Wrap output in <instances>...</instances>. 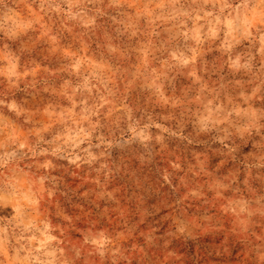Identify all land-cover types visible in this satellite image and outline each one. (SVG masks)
I'll return each instance as SVG.
<instances>
[{"label":"clouds","instance_id":"1","mask_svg":"<svg viewBox=\"0 0 264 264\" xmlns=\"http://www.w3.org/2000/svg\"><path fill=\"white\" fill-rule=\"evenodd\" d=\"M0 264H264V0H0Z\"/></svg>","mask_w":264,"mask_h":264}]
</instances>
